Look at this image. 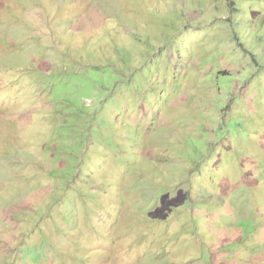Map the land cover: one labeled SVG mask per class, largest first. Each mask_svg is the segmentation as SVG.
Instances as JSON below:
<instances>
[{"label": "rangeland", "instance_id": "rangeland-1", "mask_svg": "<svg viewBox=\"0 0 264 264\" xmlns=\"http://www.w3.org/2000/svg\"><path fill=\"white\" fill-rule=\"evenodd\" d=\"M220 2L0 0V264H264V75ZM236 22L264 68V6Z\"/></svg>", "mask_w": 264, "mask_h": 264}, {"label": "trees", "instance_id": "trees-1", "mask_svg": "<svg viewBox=\"0 0 264 264\" xmlns=\"http://www.w3.org/2000/svg\"><path fill=\"white\" fill-rule=\"evenodd\" d=\"M262 6H264V0H229L227 6H225V4L220 2L219 5V20H226L229 23V26H231L230 28V32H229V37L235 41L237 44L243 46L246 50H248L249 52H252L253 57L255 59V62H257V66L255 67L257 70H253V68H249L246 69V71H249L251 74H254L255 77L257 79H259L261 76L264 75V68L258 65L260 64V59L256 56L255 53H253V51L250 49V47L246 46V42L242 40V35L240 34L237 26V22H236V17L238 14L240 15H245L246 18L249 19H253L255 18V16L262 11ZM188 7V6H187ZM182 13L179 14V16H181ZM178 16H172L170 18V22L166 21V25L169 27L171 26V24H173L174 22H177L178 24ZM216 19V18H215ZM187 22L189 24H186L187 29L191 28V31L193 30H197L199 29L198 25H194L192 22H190L189 20H187ZM176 24L175 29L179 30L178 33L182 32L180 26L178 27ZM262 28L260 26L257 27V29L254 31V39L255 40H260V32H261ZM171 33V32H169ZM223 35L225 33H222ZM169 39H171V37H169ZM176 40V38H174L173 40L170 41L169 44L174 43ZM221 41V39L216 41L215 44V49L214 51L209 54V55H205L201 60L200 63H211L213 68L211 70L210 73H206L207 77L210 78V81L212 82V84L214 85L215 88H217V94L215 96V98H217L218 102L216 103L215 107H217V110H220L221 112H223L222 117L220 118L219 121V125L217 128H215L214 133L218 135L219 131H224L226 129V122H227V111L229 104H231V102H234V98H230L231 96L229 95V93H231V84L233 82V80H237L238 78H241L243 82L248 81L247 77H241L240 75L237 74H233V73H227V71L225 69H223V67L221 66V62L222 59L224 57V52L222 51V49L219 48V42ZM258 42V41H256ZM182 49H184V45L182 43V41L180 42V46L178 47L179 52L182 54ZM259 62V64H258ZM214 66L216 68H214ZM244 71V69H241L239 74H242ZM166 72H169V68L167 69ZM249 82V81H248ZM222 99H227V102L222 101ZM229 101V102H228ZM221 125V126H220ZM204 127V126H203ZM237 127V124H235V128ZM209 134H211V132H209ZM247 136V135H246ZM196 139H191L189 140V143L186 144L187 146H193L192 148H190L194 154L192 156H194L193 158H195L196 156H199L198 153L195 154V152H197V150L199 149V145H196L195 143ZM204 157V155H202ZM193 163V162H192ZM194 165V164H193ZM195 169V168H194ZM34 248H30L27 249L28 253H33V257L35 261H39L40 256H41V252L43 250L40 248H35V250H33Z\"/></svg>", "mask_w": 264, "mask_h": 264}]
</instances>
